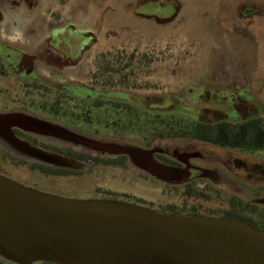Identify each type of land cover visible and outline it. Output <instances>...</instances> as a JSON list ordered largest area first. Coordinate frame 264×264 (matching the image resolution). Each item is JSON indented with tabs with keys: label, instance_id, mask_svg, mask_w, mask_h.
Masks as SVG:
<instances>
[{
	"label": "flooded vegetation",
	"instance_id": "1",
	"mask_svg": "<svg viewBox=\"0 0 264 264\" xmlns=\"http://www.w3.org/2000/svg\"><path fill=\"white\" fill-rule=\"evenodd\" d=\"M143 3L173 7L164 17L138 14L135 9L146 24L170 21L177 12L167 0ZM96 44V36L88 29L69 24L55 25L42 33L29 31L13 20H5L0 13V114H21L41 124L37 130L12 128L16 139L40 150L45 157L40 162L19 157L31 174L47 180H74L92 177L97 166L123 170L129 162L139 173L175 193L174 198L180 201L175 203L176 215L229 217L249 225H264V145L251 144L248 137L222 140L203 135L168 136L158 131V126L165 124L157 121L158 116L180 114L193 120L186 123L189 127L224 123L261 127L264 119L245 122L262 119L261 107L244 93L238 95L255 108V112L242 117L229 95V114L238 119L228 120L227 111L220 110L226 112L227 119L203 121L198 116L206 109L189 104L191 110H183L182 103L176 104L180 101L171 95H166L173 102L170 106H164L166 99L160 105L145 104L130 90L141 88L138 78L149 72L144 66L150 63L134 54L124 57L120 52H95ZM210 85L199 89L197 101L203 100L206 90L208 102L213 100ZM88 142L114 145L128 153L112 148L102 154L88 148ZM133 150L153 151L147 156L150 161L144 156H131ZM69 162H73L72 168ZM157 168L163 171L159 173ZM155 171L156 177L152 176ZM0 176L17 182L3 172ZM19 184L46 193L36 185ZM101 199L109 200L108 196ZM0 264L12 263L0 258Z\"/></svg>",
	"mask_w": 264,
	"mask_h": 264
},
{
	"label": "rangeland",
	"instance_id": "2",
	"mask_svg": "<svg viewBox=\"0 0 264 264\" xmlns=\"http://www.w3.org/2000/svg\"><path fill=\"white\" fill-rule=\"evenodd\" d=\"M143 1L0 0V13L29 31L42 33L52 26L69 24L88 29L97 39L95 52L146 59L150 64L144 67L149 72L142 69L145 73L137 82L141 88L130 90L145 104L160 105L166 99L164 106H170L173 102L166 95H171L180 101L176 104L182 103L183 110L190 111L189 104L206 109L198 116L200 120H237L229 114L226 97L230 95L245 117L255 108L240 99L238 95L244 93L261 107L264 119V0H167L177 8L174 17L150 24L138 17L135 9L138 14L164 17L173 7ZM209 84L213 100L208 102L206 90L203 100L197 101L199 89ZM220 110L227 111L228 117ZM9 155L14 160L0 162V172L62 198L98 200L109 191L157 212L163 205L180 203L167 186L139 173L129 162L123 170L97 166L92 177L47 180L31 174L19 157Z\"/></svg>",
	"mask_w": 264,
	"mask_h": 264
},
{
	"label": "water",
	"instance_id": "3",
	"mask_svg": "<svg viewBox=\"0 0 264 264\" xmlns=\"http://www.w3.org/2000/svg\"><path fill=\"white\" fill-rule=\"evenodd\" d=\"M39 125L21 114H0V147L44 161L40 150L12 134V128ZM88 143L102 154L112 148L128 153ZM140 151L130 155L148 160L153 152ZM0 258L12 264H264V230L228 218L161 214L122 201L62 198L0 176Z\"/></svg>",
	"mask_w": 264,
	"mask_h": 264
},
{
	"label": "trees",
	"instance_id": "4",
	"mask_svg": "<svg viewBox=\"0 0 264 264\" xmlns=\"http://www.w3.org/2000/svg\"><path fill=\"white\" fill-rule=\"evenodd\" d=\"M158 123L165 124V126H158V131L163 132L164 134L170 136H189V137H199L203 135L205 138L208 139H229V138H238V139H245L249 138L250 143L253 144H260L261 146L264 145V126L261 127H254V126H246V125H233L229 126V124H207L203 127H193V126H187L186 123L193 122L192 119L187 118L186 116L180 115V114H173V115H164V116H158L157 117ZM263 119H249L245 122L247 124L254 123V122H262ZM172 124L171 126H167L166 124ZM11 161L14 160L13 157H11L9 154L4 152L0 149V162L3 161ZM176 193L178 191H175ZM108 195V199L110 201H122L126 203H131L139 206H144L142 204L133 203L131 202L126 195L119 196L112 192H104ZM170 193L172 194V197L174 198L175 193L170 190ZM124 197L125 199L122 200L120 198ZM177 205L175 203L163 205L159 209V212L163 214H179L175 209ZM146 207V206H144ZM149 208V207H148ZM229 218V217H228ZM243 221L245 219L238 218ZM255 228H259L264 230V225H256L251 224ZM44 264V263H43Z\"/></svg>",
	"mask_w": 264,
	"mask_h": 264
}]
</instances>
